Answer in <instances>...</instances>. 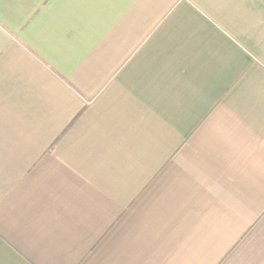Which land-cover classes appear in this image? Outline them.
Segmentation results:
<instances>
[{
  "label": "crops",
  "instance_id": "1",
  "mask_svg": "<svg viewBox=\"0 0 264 264\" xmlns=\"http://www.w3.org/2000/svg\"><path fill=\"white\" fill-rule=\"evenodd\" d=\"M0 264H264V0H0Z\"/></svg>",
  "mask_w": 264,
  "mask_h": 264
}]
</instances>
